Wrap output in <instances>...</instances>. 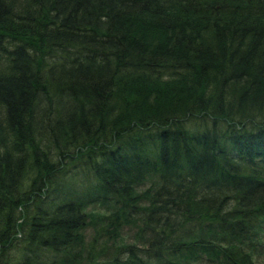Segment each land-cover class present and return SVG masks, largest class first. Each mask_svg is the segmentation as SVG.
I'll list each match as a JSON object with an SVG mask.
<instances>
[{
  "label": "trees",
  "instance_id": "trees-1",
  "mask_svg": "<svg viewBox=\"0 0 264 264\" xmlns=\"http://www.w3.org/2000/svg\"><path fill=\"white\" fill-rule=\"evenodd\" d=\"M260 253L264 0H0V264Z\"/></svg>",
  "mask_w": 264,
  "mask_h": 264
},
{
  "label": "rangeland",
  "instance_id": "rangeland-1",
  "mask_svg": "<svg viewBox=\"0 0 264 264\" xmlns=\"http://www.w3.org/2000/svg\"><path fill=\"white\" fill-rule=\"evenodd\" d=\"M92 202L90 204H87L88 206V210H101V205L100 204H92ZM109 212V211H108ZM107 213V212H106ZM102 214H105V213H102ZM135 228L133 229H130L129 227H124L121 229V233H120V236L117 237L118 239L117 240H112L110 239L109 240V244H107L106 246L110 245L109 248L107 249L106 253L102 254V253H99L97 256H96V259H108L110 257V255L112 254V250L114 248V246L116 244H144L143 243V239L141 238H138L136 235H134L133 233L135 232ZM94 234V230L91 226H89L88 228H86L84 230V240H85V245L88 246L91 238H92V235ZM140 242V243H139ZM85 251H86V248H85ZM263 253V252H262ZM262 253H260V255L256 254L254 255L255 258H254V262L256 264H264V254L262 255Z\"/></svg>",
  "mask_w": 264,
  "mask_h": 264
},
{
  "label": "bare ground",
  "instance_id": "bare-ground-1",
  "mask_svg": "<svg viewBox=\"0 0 264 264\" xmlns=\"http://www.w3.org/2000/svg\"><path fill=\"white\" fill-rule=\"evenodd\" d=\"M243 153V152H242ZM246 154V153H245ZM233 158H234V156H233ZM70 167V166H69Z\"/></svg>",
  "mask_w": 264,
  "mask_h": 264
}]
</instances>
